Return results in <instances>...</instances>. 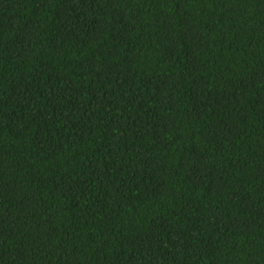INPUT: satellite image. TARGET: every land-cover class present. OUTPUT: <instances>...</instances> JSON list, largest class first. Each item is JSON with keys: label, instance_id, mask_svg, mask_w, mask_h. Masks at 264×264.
<instances>
[{"label": "trees", "instance_id": "1", "mask_svg": "<svg viewBox=\"0 0 264 264\" xmlns=\"http://www.w3.org/2000/svg\"><path fill=\"white\" fill-rule=\"evenodd\" d=\"M0 264H264V0H0Z\"/></svg>", "mask_w": 264, "mask_h": 264}]
</instances>
